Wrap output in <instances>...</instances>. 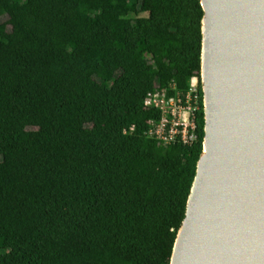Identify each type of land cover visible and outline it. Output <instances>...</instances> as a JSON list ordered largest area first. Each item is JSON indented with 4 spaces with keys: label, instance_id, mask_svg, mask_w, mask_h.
<instances>
[{
    "label": "trees",
    "instance_id": "16d2710c",
    "mask_svg": "<svg viewBox=\"0 0 264 264\" xmlns=\"http://www.w3.org/2000/svg\"><path fill=\"white\" fill-rule=\"evenodd\" d=\"M199 0H0V264H168L202 150ZM198 77V139L146 135ZM133 129L130 130V127Z\"/></svg>",
    "mask_w": 264,
    "mask_h": 264
},
{
    "label": "water",
    "instance_id": "95a60500",
    "mask_svg": "<svg viewBox=\"0 0 264 264\" xmlns=\"http://www.w3.org/2000/svg\"><path fill=\"white\" fill-rule=\"evenodd\" d=\"M199 2L208 107L168 264H264V0Z\"/></svg>",
    "mask_w": 264,
    "mask_h": 264
},
{
    "label": "built area",
    "instance_id": "2783aa9c",
    "mask_svg": "<svg viewBox=\"0 0 264 264\" xmlns=\"http://www.w3.org/2000/svg\"><path fill=\"white\" fill-rule=\"evenodd\" d=\"M198 99L197 76L190 78L189 88L184 93L176 90L173 94L167 95L165 89L148 91L143 99L144 106L158 108L161 113L158 119L148 120L146 135L162 145L171 143L192 145L198 139L196 128Z\"/></svg>",
    "mask_w": 264,
    "mask_h": 264
},
{
    "label": "bare ground",
    "instance_id": "6f19581e",
    "mask_svg": "<svg viewBox=\"0 0 264 264\" xmlns=\"http://www.w3.org/2000/svg\"><path fill=\"white\" fill-rule=\"evenodd\" d=\"M202 26H203V32H204V43H203V55H204L205 49L207 48V45H208V42H207V27H208L207 17L203 18ZM202 61L203 62H202V68H201V73H200V83H201V87H202V93H204V100L203 101H204L205 111H207L208 102H207V96H206L207 84H206L204 56H203ZM206 114H207V112H206ZM206 119H207V115H206ZM205 128H207V127H205ZM203 146H204V148H203V151L201 154V159H203V157L205 156V152H206V148H207V138H204Z\"/></svg>",
    "mask_w": 264,
    "mask_h": 264
},
{
    "label": "rangeland",
    "instance_id": "374dc122",
    "mask_svg": "<svg viewBox=\"0 0 264 264\" xmlns=\"http://www.w3.org/2000/svg\"><path fill=\"white\" fill-rule=\"evenodd\" d=\"M200 85H201V83H200Z\"/></svg>",
    "mask_w": 264,
    "mask_h": 264
}]
</instances>
